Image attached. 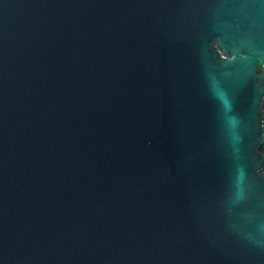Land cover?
<instances>
[{"label": "water", "instance_id": "1", "mask_svg": "<svg viewBox=\"0 0 264 264\" xmlns=\"http://www.w3.org/2000/svg\"><path fill=\"white\" fill-rule=\"evenodd\" d=\"M264 0H0V264H264Z\"/></svg>", "mask_w": 264, "mask_h": 264}, {"label": "trees", "instance_id": "2", "mask_svg": "<svg viewBox=\"0 0 264 264\" xmlns=\"http://www.w3.org/2000/svg\"><path fill=\"white\" fill-rule=\"evenodd\" d=\"M263 112H264V106H263ZM260 154L264 155V144L259 149Z\"/></svg>", "mask_w": 264, "mask_h": 264}]
</instances>
